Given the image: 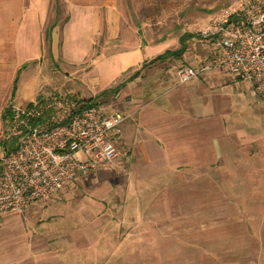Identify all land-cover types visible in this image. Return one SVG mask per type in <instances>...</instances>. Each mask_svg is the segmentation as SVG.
Instances as JSON below:
<instances>
[{
  "label": "crops",
  "instance_id": "1",
  "mask_svg": "<svg viewBox=\"0 0 264 264\" xmlns=\"http://www.w3.org/2000/svg\"><path fill=\"white\" fill-rule=\"evenodd\" d=\"M121 1L58 0L64 17L56 22L57 0H0V139L12 107L35 104L57 82L69 81L73 63L89 58L87 76L95 77L100 96L113 97L105 106L124 115L111 137L118 151L112 165L98 164L59 197L0 217V264H162L151 252L166 245L138 243L135 236L158 234L153 224L168 217V194L177 212L191 190L196 203L199 183L223 187L225 211L213 217L223 219L222 228L263 227L264 107H231L216 90L220 71L180 84L177 69L205 62L208 42L195 35L180 57L155 60L179 49L185 32L174 40L156 36L148 20L142 25L130 14L127 20ZM179 229L172 234L184 235ZM119 234L121 241L114 239ZM242 246L213 249L236 255Z\"/></svg>",
  "mask_w": 264,
  "mask_h": 264
},
{
  "label": "built area",
  "instance_id": "2",
  "mask_svg": "<svg viewBox=\"0 0 264 264\" xmlns=\"http://www.w3.org/2000/svg\"><path fill=\"white\" fill-rule=\"evenodd\" d=\"M196 35L208 42L209 54L196 68L177 69L180 84L221 70L248 83L252 95L264 93V0H242L213 15ZM86 101L48 91L33 105L10 109L0 139V217L51 200L98 164L114 163L111 137L124 115Z\"/></svg>",
  "mask_w": 264,
  "mask_h": 264
},
{
  "label": "rangeland",
  "instance_id": "3",
  "mask_svg": "<svg viewBox=\"0 0 264 264\" xmlns=\"http://www.w3.org/2000/svg\"><path fill=\"white\" fill-rule=\"evenodd\" d=\"M241 1L242 0H122L121 6L127 20L130 18L129 14L136 22H143L142 25L145 23L143 20H148V24H151L153 28L151 31L156 36L164 34V36L169 37V40H174L183 32L196 35L199 27L208 22L213 15L222 13L236 6ZM57 5L59 17H56L55 21L60 22L63 20L64 12L58 0ZM52 16L53 6L51 9V17ZM49 21L52 22L51 19ZM141 29L143 32L146 30L144 27ZM191 40L192 39H189L187 41ZM96 47L97 46L94 45V48ZM104 47L108 48L111 47V45H104ZM94 52L95 50L92 54H94ZM89 59H85V61L79 65L73 63L71 75L68 77L69 81H66L61 87L58 86V84L61 83L57 82V87H51L52 89L48 91H62L83 100H94L95 103L102 105L111 103L113 97L100 96L101 88H96L97 86L93 84V78L95 77L91 78V76H87V73L90 71L88 67L92 63ZM59 70V65L53 63L51 71L58 74ZM213 71L222 72L221 70ZM222 73L216 75L215 83L221 85L216 90L221 91L223 95H226L228 99H230L231 107H237L238 109L246 108L248 112L254 106L257 109L264 107V99L262 96L256 97L249 93L248 83L239 81L231 83L227 78H224V74ZM216 94L219 95L218 93ZM262 95L264 96V93ZM259 98L262 99V101L259 100ZM74 184H76V182L72 185ZM71 186H67L64 190H68ZM196 189L199 190V192L196 191L195 193L198 195L194 197L195 200L197 199L196 203L193 204L191 197H189V195L193 194L191 190L189 195L187 194L188 198H185V204H178V206H181L182 212H177L176 210V204L174 203L175 195L168 194L166 208L170 213L166 219H157L153 224V227L158 225L160 229L157 231L158 234L147 235L144 238L139 231L135 236L136 242L138 243H144L145 240V242L152 244L161 243L166 245L163 251L151 252V256H153L152 260H160L162 264L163 262H165V264H264V220L261 221V224H263L262 228L252 229L251 227H247V229L243 228L244 230H241L235 225L222 228L219 224L223 219L219 221L214 218L221 215V211H225L224 205L219 204V201L224 195L223 187H213L208 183H199ZM193 190H195V188H193ZM61 192L57 195L58 197L61 195ZM214 200H216V202ZM38 202L43 203L40 201ZM235 206L237 205H234V207ZM143 208L144 207H142L141 210H143ZM141 210L139 209V211ZM68 211L69 210L63 211V218ZM180 215H183L182 220H175V217H180ZM213 222H218L219 226L216 227V229H213ZM142 223L147 227V221H142ZM110 224L113 228L122 227L125 229V227L116 225L114 222H109V226L107 227L111 228ZM132 226L133 225H131V227ZM180 227L184 228L182 230L185 233L184 235L175 236L172 234L175 231L181 230L179 229ZM143 228L144 227L141 226V229ZM175 228L178 229L175 230ZM193 228L200 230L201 233L193 234ZM253 232L256 234H252ZM123 238H125V235L122 236V234L114 237V239L119 241ZM218 244L226 246L241 244L245 250L243 252H236V255L235 252L229 251V248H226L224 251H216L213 248L218 247Z\"/></svg>",
  "mask_w": 264,
  "mask_h": 264
},
{
  "label": "trees",
  "instance_id": "4",
  "mask_svg": "<svg viewBox=\"0 0 264 264\" xmlns=\"http://www.w3.org/2000/svg\"><path fill=\"white\" fill-rule=\"evenodd\" d=\"M194 36H195L194 34H187V33H185V34L182 36L181 40H180V47H179V49H177V50L174 51V52L166 53V54H164V55L158 57V58L155 59V60H159V59L165 58V57L170 56V55H172V54L178 55V56L180 57V55H182V54L185 52V50H186V41L189 40V39H192ZM153 62H154V61H153ZM117 90H118V87L115 88L112 92H114V91L117 92ZM86 102H87L89 105L92 104V103H95L94 100H87ZM97 104H98V103H97ZM12 144H13V146H14L15 143L13 142Z\"/></svg>",
  "mask_w": 264,
  "mask_h": 264
}]
</instances>
